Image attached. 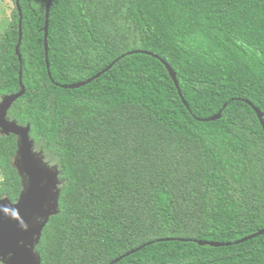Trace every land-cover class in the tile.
<instances>
[{
  "label": "trees",
  "instance_id": "16d2710c",
  "mask_svg": "<svg viewBox=\"0 0 264 264\" xmlns=\"http://www.w3.org/2000/svg\"><path fill=\"white\" fill-rule=\"evenodd\" d=\"M18 1L25 89L8 117L30 124L62 182L41 264H108L141 245L113 264H264V233L235 242L264 228V129L250 105L264 121V0H52L51 76L48 0ZM18 23L15 4L0 95L20 88ZM114 60L82 86L55 84ZM16 148L0 135V197L12 201Z\"/></svg>",
  "mask_w": 264,
  "mask_h": 264
},
{
  "label": "water",
  "instance_id": "95a60500",
  "mask_svg": "<svg viewBox=\"0 0 264 264\" xmlns=\"http://www.w3.org/2000/svg\"><path fill=\"white\" fill-rule=\"evenodd\" d=\"M52 0H48L45 7L44 20V54L45 62L49 71L48 62V17ZM19 12V38L15 47L18 55L19 66V84L17 92L0 95V135L14 134L17 140V148L13 156L12 165L16 169L21 180V191L15 201L8 196L0 197V263L1 264H41V255L35 249L42 235V231L52 215L59 212V194L61 180L59 179V169L55 164H50L44 157L41 150L36 151L34 140L30 137V124L20 125L15 119L8 117V111L17 98L24 93V85L21 79V57L19 54V45L22 37L21 32V10L19 1L15 0ZM160 58V57H159ZM161 59V58H160ZM172 77L178 92L183 99L176 73L171 67L161 59ZM112 61L104 69L94 74L88 79L74 83L56 85L67 88H76L90 82L92 79L99 77L108 70L113 63ZM260 123L264 129L263 114L260 110L252 105ZM226 104L223 105L225 107ZM221 110L214 115L204 118L205 121H211L220 118ZM264 228L246 235L235 242H241L257 235L263 234ZM185 240V239H184ZM156 241V240H155ZM152 241V242H155ZM200 245L222 246L228 245L229 242L195 240ZM147 242L146 244H150ZM143 245L134 248L123 256L129 255L140 249ZM118 257L108 264L117 262Z\"/></svg>",
  "mask_w": 264,
  "mask_h": 264
},
{
  "label": "rangeland",
  "instance_id": "374dc122",
  "mask_svg": "<svg viewBox=\"0 0 264 264\" xmlns=\"http://www.w3.org/2000/svg\"><path fill=\"white\" fill-rule=\"evenodd\" d=\"M14 7L15 4L13 0H0V39L11 21V14Z\"/></svg>",
  "mask_w": 264,
  "mask_h": 264
},
{
  "label": "clouds",
  "instance_id": "9594fccd",
  "mask_svg": "<svg viewBox=\"0 0 264 264\" xmlns=\"http://www.w3.org/2000/svg\"><path fill=\"white\" fill-rule=\"evenodd\" d=\"M11 119V118H10ZM18 123V122H17ZM19 124V123H18ZM20 125H22V124H20ZM30 129H31V127H30ZM31 137V136H30ZM34 144H35V142H34ZM35 149H36V146H35ZM36 151H39V149H36ZM42 151V150H41ZM43 153V152H42ZM44 155V154H43ZM45 157V156H44ZM48 161V160H47ZM49 162V161H48ZM36 249V248H35Z\"/></svg>",
  "mask_w": 264,
  "mask_h": 264
},
{
  "label": "flooded vegetation",
  "instance_id": "af4514ba",
  "mask_svg": "<svg viewBox=\"0 0 264 264\" xmlns=\"http://www.w3.org/2000/svg\"><path fill=\"white\" fill-rule=\"evenodd\" d=\"M1 264V263H0Z\"/></svg>",
  "mask_w": 264,
  "mask_h": 264
}]
</instances>
